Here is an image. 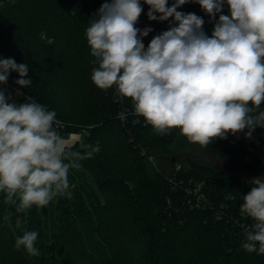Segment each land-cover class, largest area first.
I'll return each instance as SVG.
<instances>
[{
  "label": "trees",
  "instance_id": "1",
  "mask_svg": "<svg viewBox=\"0 0 264 264\" xmlns=\"http://www.w3.org/2000/svg\"><path fill=\"white\" fill-rule=\"evenodd\" d=\"M105 2L111 0H0V56L26 63V78L33 81L21 88L15 84L18 73L11 72L2 84L11 103L31 96L55 111L62 135L85 128L69 152L83 155L91 150L84 145L97 143L100 149L70 169L71 195L57 196L46 207L16 213L0 193V264H264V255L242 247L254 223L240 213L250 180L191 158L184 159L187 167L171 158L174 167L166 174L154 156L174 153L179 129L156 133L115 85L101 90L92 82L97 64L85 33ZM174 2L168 0V6ZM141 5L136 27L152 29L142 40L147 47L172 18L150 21L148 5L143 0ZM177 10L202 17L209 36L219 18L213 20L196 3ZM221 14H228L227 5ZM256 130L264 135V128ZM206 147L244 172L264 175V159L236 135ZM25 231L38 232V256L15 248Z\"/></svg>",
  "mask_w": 264,
  "mask_h": 264
},
{
  "label": "clouds",
  "instance_id": "2",
  "mask_svg": "<svg viewBox=\"0 0 264 264\" xmlns=\"http://www.w3.org/2000/svg\"><path fill=\"white\" fill-rule=\"evenodd\" d=\"M150 21H169L147 47L142 42L152 29L136 27L141 0H111L101 4L86 29L90 54L97 67L91 80L101 90L115 85L118 96L132 101L134 112L161 135L179 129L190 143L206 147L228 134L251 138L264 128V0H143ZM196 3L215 20L211 35L204 19L177 9ZM227 5L228 14H221ZM11 72L15 84L28 88L26 63L0 59V85ZM17 96L21 95L18 91ZM0 89V193L16 213L46 207L57 196H70L68 174L79 159L91 158L99 144L81 155L69 152L59 134L57 114L35 102L8 103ZM67 161V162H66ZM242 197V216L254 223L246 231L243 249L264 255V175L252 178ZM12 213L4 216L8 222ZM22 221L16 219V226ZM38 232L25 231L15 240L29 256H38Z\"/></svg>",
  "mask_w": 264,
  "mask_h": 264
},
{
  "label": "rangeland",
  "instance_id": "3",
  "mask_svg": "<svg viewBox=\"0 0 264 264\" xmlns=\"http://www.w3.org/2000/svg\"><path fill=\"white\" fill-rule=\"evenodd\" d=\"M4 58L6 57L2 55L0 56V59ZM4 88V85H0V89ZM84 129L85 128H81V131H71L67 135H62L61 133L59 134L66 140L67 145L71 146L76 142L79 134L85 132ZM171 158L178 160V162L179 160L183 161V164L185 165L184 167H187V162L184 161V159L191 158L197 162H200L201 164L212 167L225 174L244 176L248 180L256 177L248 172H244L238 169L232 161L217 155L207 147H201L198 144L190 143L181 134L175 142L174 153L171 156H162L159 154L154 156L156 166H158L159 169L166 174H168V172H171L174 167L171 163ZM200 185L201 184H196L195 189L198 190L200 188Z\"/></svg>",
  "mask_w": 264,
  "mask_h": 264
},
{
  "label": "built area",
  "instance_id": "4",
  "mask_svg": "<svg viewBox=\"0 0 264 264\" xmlns=\"http://www.w3.org/2000/svg\"><path fill=\"white\" fill-rule=\"evenodd\" d=\"M122 118L124 117V114H121ZM58 121V120H57ZM63 124L58 121V124L55 125L57 127L59 133L61 132V129L63 128ZM248 131V129H245L243 132L235 134L237 137L243 139L247 145H248V150L253 153H257L261 159H264V135L259 134L257 130L255 129L252 132L251 138H247L245 136V133ZM81 133L79 134V137L76 141L80 139ZM177 167L179 165L177 164Z\"/></svg>",
  "mask_w": 264,
  "mask_h": 264
},
{
  "label": "water",
  "instance_id": "5",
  "mask_svg": "<svg viewBox=\"0 0 264 264\" xmlns=\"http://www.w3.org/2000/svg\"><path fill=\"white\" fill-rule=\"evenodd\" d=\"M7 102H8V103H11V100H8Z\"/></svg>",
  "mask_w": 264,
  "mask_h": 264
}]
</instances>
